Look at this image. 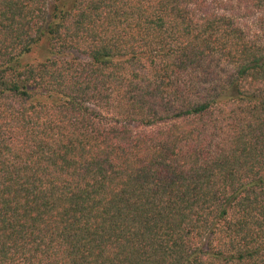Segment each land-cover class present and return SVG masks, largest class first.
Wrapping results in <instances>:
<instances>
[{"label": "trees", "instance_id": "1", "mask_svg": "<svg viewBox=\"0 0 264 264\" xmlns=\"http://www.w3.org/2000/svg\"><path fill=\"white\" fill-rule=\"evenodd\" d=\"M0 264H264V0H0Z\"/></svg>", "mask_w": 264, "mask_h": 264}]
</instances>
